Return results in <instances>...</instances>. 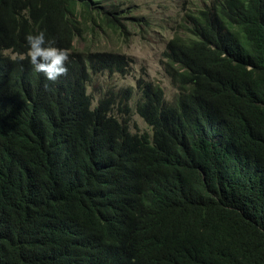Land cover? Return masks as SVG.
I'll return each instance as SVG.
<instances>
[{
	"label": "trees",
	"instance_id": "16d2710c",
	"mask_svg": "<svg viewBox=\"0 0 264 264\" xmlns=\"http://www.w3.org/2000/svg\"><path fill=\"white\" fill-rule=\"evenodd\" d=\"M99 1L118 8L0 0V264H264V0L191 16L168 54L178 92L142 82L134 107L88 92L128 60L94 49L120 35ZM41 30L69 54L55 84L23 59Z\"/></svg>",
	"mask_w": 264,
	"mask_h": 264
},
{
	"label": "rangeland",
	"instance_id": "374dc122",
	"mask_svg": "<svg viewBox=\"0 0 264 264\" xmlns=\"http://www.w3.org/2000/svg\"><path fill=\"white\" fill-rule=\"evenodd\" d=\"M212 0H114L118 4L116 11L121 18L124 35L105 36L98 39L102 51H115L127 58L126 72L107 71L95 78L89 86L96 99L101 97L107 89L119 91L131 89L137 95L142 82H151L159 85L167 98L171 99L177 92L172 81L169 63L164 58L167 40L177 33V24L183 14L190 9L204 7ZM124 2V3H123ZM129 28V31H128ZM128 32V35L126 34ZM88 37V36H87ZM77 37L76 43L82 47L88 42ZM133 97L130 106L134 107ZM129 129L133 133L142 134L152 132V127L131 109ZM117 116L121 118L119 112Z\"/></svg>",
	"mask_w": 264,
	"mask_h": 264
},
{
	"label": "clouds",
	"instance_id": "9594fccd",
	"mask_svg": "<svg viewBox=\"0 0 264 264\" xmlns=\"http://www.w3.org/2000/svg\"><path fill=\"white\" fill-rule=\"evenodd\" d=\"M209 4H211V3H209ZM208 5H206V6H208ZM206 6H204V7H206ZM94 7H97L101 10V15H99L98 10L95 9L97 11L96 26L98 29H100V30L102 29V26H103L102 18H108V15L111 14V16L114 17L119 23L120 35L121 34L124 35L125 31L122 29V24H121L120 19L126 18V16H124V17L117 16V14H124V11H121V12L116 11L115 8L113 7V5L110 3V1H104V2L99 1V4L97 6H94ZM204 7H198V8L190 9L185 14H183L181 21L177 24V26H178L177 33H175L173 35V37H171L169 40H167L166 51L164 52V58H166L168 63L170 62V60H169L170 58H169L168 54L170 55V53L172 51L171 50L172 48L170 46L171 43L178 40V38L176 36L184 28V24H186V21L188 19H190L191 16H194L195 14H197ZM128 31H129V28H128ZM102 34H104L105 36H109V37L111 35L114 36V34L110 33V31L102 33ZM126 34L128 35V32ZM118 35L119 34H116L115 36L118 37ZM78 37H82V36H78ZM76 39H77V37L72 41V45H75L78 48H84L85 46H82V47L78 46V44L76 43ZM24 42H25V48H26V55H25V57H23V59H25L27 61V63L30 65L32 71L36 72L39 77H43L44 80H46L47 82H52L53 84H55L56 80L58 78L65 76L68 73V67H67V62L69 60L68 51L64 50L63 48L56 47L54 39H52L50 37H46V34L43 30L35 32V33H32V32L26 33L24 36ZM94 49H98V47L94 48ZM176 49L183 51V48L179 45L176 46ZM110 51L115 52L112 50H110ZM9 53H10V51H6V54H9ZM116 53H118V52H116ZM120 55H122V54H120ZM122 56H124V55H122ZM124 57H126V56H124ZM169 66H170V63H169ZM169 69L171 70L172 81L174 83H175L174 79L178 77L177 73L178 72H184V69H179V70H175V69H171V68H169ZM186 69H187V67H186ZM189 73L190 74H188V75L190 77H195L194 73H192V72H189ZM175 85H176V83H175ZM89 86H90V84H89ZM176 87H177V85H176ZM88 92H90L89 87H88ZM177 92H178V88H177ZM90 93L93 94V92H90ZM138 96H139V94L136 95L135 93L133 95V97H136V98ZM134 104H135V101H134ZM144 133H146V132H144ZM147 133H149V132H147Z\"/></svg>",
	"mask_w": 264,
	"mask_h": 264
}]
</instances>
